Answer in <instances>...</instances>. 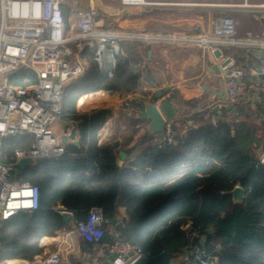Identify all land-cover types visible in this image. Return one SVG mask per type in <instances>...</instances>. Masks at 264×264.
Wrapping results in <instances>:
<instances>
[{
	"label": "trees",
	"instance_id": "1",
	"mask_svg": "<svg viewBox=\"0 0 264 264\" xmlns=\"http://www.w3.org/2000/svg\"><path fill=\"white\" fill-rule=\"evenodd\" d=\"M62 9L68 25L70 9ZM142 86V70L121 54L112 80L92 62L85 78L67 90L64 117L79 123L78 145H67L61 158L17 168V181L39 186L40 208L3 222L0 264L41 255V240L70 226L58 207L71 211L74 223L85 220L93 207H100L107 221L121 216L118 235L142 247L146 257L198 245L191 234L196 231L206 236V249L218 264H264V120L199 126L171 144L166 140L143 149L120 168L121 151L129 153L152 139L148 131L134 139L142 130L146 101H125L118 114L128 121L129 138L104 145L100 134L114 109L79 114L77 104L98 93L135 95ZM234 107L246 115L264 114V99L255 107ZM27 141L8 139V154L30 145ZM237 186L245 191L242 202L231 194Z\"/></svg>",
	"mask_w": 264,
	"mask_h": 264
},
{
	"label": "built area",
	"instance_id": "2",
	"mask_svg": "<svg viewBox=\"0 0 264 264\" xmlns=\"http://www.w3.org/2000/svg\"><path fill=\"white\" fill-rule=\"evenodd\" d=\"M66 2L0 0V228L16 214L40 208L39 186L17 181V168L24 159H29L31 165L66 154L67 144L53 127L64 117L67 90L85 78L92 62L106 80H112L123 43L149 40L144 34L108 27L102 12L95 7L76 11L74 20L67 25L62 9ZM236 25L234 18L225 16L215 27L214 37L200 35L190 39L203 49L220 45L255 46L260 50L258 71L231 62L224 67L227 74L223 89L232 106L241 99V81L245 77L264 76V41L237 40ZM153 104L161 108L159 101ZM17 137L33 140L28 147L18 148L10 155L6 141ZM167 141L173 143L172 138ZM57 210L64 216H73L61 207ZM106 222L103 210L93 207L85 220L75 223V228L85 243L98 244L106 234ZM191 234L199 244L186 248L177 264H218L206 249V236L196 231ZM144 256L142 247L116 234L102 264H133ZM63 262V253L56 251L14 264Z\"/></svg>",
	"mask_w": 264,
	"mask_h": 264
},
{
	"label": "crops",
	"instance_id": "3",
	"mask_svg": "<svg viewBox=\"0 0 264 264\" xmlns=\"http://www.w3.org/2000/svg\"><path fill=\"white\" fill-rule=\"evenodd\" d=\"M64 5L70 9L71 20H74L76 11L95 7L102 12L108 27L125 33L149 36V40L128 41L122 45V55L130 57L142 70L143 86L137 94L123 98L119 95H107L112 99L111 102H116L115 106L98 107L96 99L89 96H84L78 101L79 107L85 109L80 113L77 108L79 114L89 113L93 109H114V116L106 123L100 134V144L115 140L123 142L129 138L128 121L126 118L121 120L118 114L126 100L143 99L146 101L144 109L154 101H159L160 104L170 101L176 109V117L168 121L169 127L167 126L164 131V139L150 131L149 120L142 119L143 122L138 126L142 130L134 139L141 137L145 131L152 135V139L129 153L121 151L125 152L126 157L121 160L120 152L118 157L120 168L128 167L143 149L160 144L169 138L173 139L199 126L264 120V114L246 115L234 106L233 109H229L230 105L223 89L227 74V69L223 67L224 62L230 59L235 65H249L258 71L260 50L255 46L220 45L203 49L190 41L200 35L214 37L215 27L225 16L235 19L237 40L264 41V0H67ZM216 66L219 67L217 70L220 71V75L213 69ZM241 90V99L238 103L243 105L250 103L251 107L259 105L264 99L262 98L264 78L255 74L248 75L241 81ZM158 91L163 92L161 99L156 98ZM62 120H65L67 127L60 135L61 138L71 132L75 122L64 117ZM77 124L79 126V123ZM123 124L126 129L122 128ZM17 138L22 144H27L30 137ZM30 140L31 144L33 139ZM134 143L129 147H133ZM69 144L73 143L68 142L67 145ZM7 147L6 144V150ZM120 162L122 165H119ZM120 187L119 184V189ZM71 217L72 221L69 222L68 228L41 240L44 248L41 255L61 251L63 264H102L107 258L109 245L85 243L77 233L73 216ZM112 219L116 220V224L112 225L107 221L104 228L106 233L112 234L113 241L118 234V225L122 218L119 216ZM17 261L19 260L8 263L14 264Z\"/></svg>",
	"mask_w": 264,
	"mask_h": 264
},
{
	"label": "water",
	"instance_id": "4",
	"mask_svg": "<svg viewBox=\"0 0 264 264\" xmlns=\"http://www.w3.org/2000/svg\"><path fill=\"white\" fill-rule=\"evenodd\" d=\"M230 62V59H228L226 62H224L223 67L228 65ZM219 67H214L213 69L216 71L218 75H220V71L217 70ZM264 78V76H261ZM170 92V90L168 91ZM163 96L162 91H158L156 94L157 99H161ZM229 109H233V106L230 105ZM176 117V109L172 105L170 101H166L161 104V108L159 109L156 107L153 103H150L147 105V107L140 113V118L143 120H149V129L150 131L156 133L160 138H165V129L168 126V121L172 120ZM77 133H78V124L77 122H73V128L69 135H63L61 140L64 144H67L68 142L73 143L74 145H78L77 141ZM121 160H124L126 157L125 152H121L120 154ZM122 162V161H121ZM119 163V165H122V163ZM30 163L29 159H24L19 163V167L24 168ZM264 164V159L262 161ZM234 200L236 202H242L245 197V191L242 189L241 186H237L232 192H231ZM65 222L69 223L72 221V217L69 215L64 216ZM110 224L115 225L116 220L112 219L108 221ZM214 230L211 229V232ZM112 242V234L106 233L104 237L101 239V244L110 245ZM181 254L180 253H170L167 251L162 252L161 254L153 257H142L133 264H177L178 260L180 259Z\"/></svg>",
	"mask_w": 264,
	"mask_h": 264
},
{
	"label": "rangeland",
	"instance_id": "5",
	"mask_svg": "<svg viewBox=\"0 0 264 264\" xmlns=\"http://www.w3.org/2000/svg\"><path fill=\"white\" fill-rule=\"evenodd\" d=\"M69 21H72V20L69 19ZM89 97H92V98L96 99L97 103H99L98 107H100V106H115V105H117L116 102H111L112 99L109 98L107 96V94H105V93H98L96 95H92V96H89ZM80 104H81V101H80ZM77 108L79 109L80 113H83V111L85 110L84 107H79V104H78ZM66 127H67V123L65 122V120H62V121H59L53 127V131H54V133L57 136L58 135L60 136L66 131ZM122 128L126 129L125 124L122 125Z\"/></svg>",
	"mask_w": 264,
	"mask_h": 264
},
{
	"label": "bare ground",
	"instance_id": "6",
	"mask_svg": "<svg viewBox=\"0 0 264 264\" xmlns=\"http://www.w3.org/2000/svg\"><path fill=\"white\" fill-rule=\"evenodd\" d=\"M131 1V0H130ZM135 1H140V0H135ZM126 3V2H125Z\"/></svg>",
	"mask_w": 264,
	"mask_h": 264
}]
</instances>
